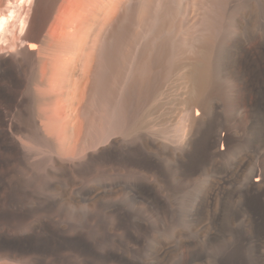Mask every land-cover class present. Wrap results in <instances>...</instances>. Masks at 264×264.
<instances>
[{"label":"bare ground","instance_id":"bare-ground-1","mask_svg":"<svg viewBox=\"0 0 264 264\" xmlns=\"http://www.w3.org/2000/svg\"><path fill=\"white\" fill-rule=\"evenodd\" d=\"M245 119L264 0H0V264L168 262L216 247L224 197L263 242Z\"/></svg>","mask_w":264,"mask_h":264},{"label":"rangeland","instance_id":"rangeland-1","mask_svg":"<svg viewBox=\"0 0 264 264\" xmlns=\"http://www.w3.org/2000/svg\"><path fill=\"white\" fill-rule=\"evenodd\" d=\"M233 26L234 22H229L230 34L233 33ZM220 29L218 30L220 38H225V36L228 38L230 36L225 34L223 27H220ZM234 124V128L242 134V141L236 147L233 160L237 162L242 157L246 158L249 163L248 168L250 169L258 155V151H260L262 152V162L264 165V123L259 125L256 122L245 119ZM259 136V140L262 141H260L261 146H259V142L257 141ZM255 138H257L256 141ZM236 201L235 198L233 201L230 197L216 198V247L212 248L207 246L203 241H200L198 249L190 248L186 250L185 254L188 253L189 255L176 257L170 260L171 262L162 263L157 261L154 264H230L232 261L237 264H264V238L263 242L256 243V240L250 234L251 221L248 216L249 214L245 209L239 208H237L238 214L235 213ZM239 233H242L245 242V246L243 247L238 246Z\"/></svg>","mask_w":264,"mask_h":264}]
</instances>
